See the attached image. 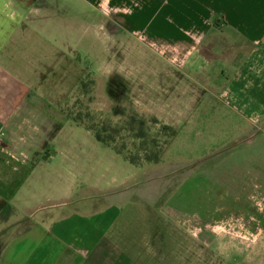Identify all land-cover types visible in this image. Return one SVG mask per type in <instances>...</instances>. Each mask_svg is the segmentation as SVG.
<instances>
[{
    "label": "crops",
    "instance_id": "0c3cea01",
    "mask_svg": "<svg viewBox=\"0 0 264 264\" xmlns=\"http://www.w3.org/2000/svg\"><path fill=\"white\" fill-rule=\"evenodd\" d=\"M87 9L106 39L95 59L106 103L110 94L183 129L222 102L258 131L211 168L243 165L234 179L244 190L233 195L252 193L257 180L263 192L264 0H0V264H203L205 238L188 223L202 228L204 211L177 208L176 220L171 205L141 199L149 161L98 141L114 151L111 169L92 163L84 142L60 139L59 117L76 120L47 85L57 71L86 77L60 31L69 35Z\"/></svg>",
    "mask_w": 264,
    "mask_h": 264
},
{
    "label": "rangeland",
    "instance_id": "374dc122",
    "mask_svg": "<svg viewBox=\"0 0 264 264\" xmlns=\"http://www.w3.org/2000/svg\"><path fill=\"white\" fill-rule=\"evenodd\" d=\"M89 13L79 16L76 11L74 28L69 35L60 31V41L80 52L76 63L84 60L91 69L86 66L87 75L80 83L72 75L64 79L62 72L58 75L57 71L54 84L47 85V92L61 98L62 107L67 105V112L72 111L78 120L75 123L72 115L59 117L60 139L84 142L92 163L100 158L111 169H119L118 162L111 165L114 151L98 143L94 131L86 128L91 127L142 166L147 159L152 160L141 180L140 198L157 206L171 205L176 220L181 219L177 208L194 213L198 206L200 212L204 211L202 228L188 223V234L193 231L205 238L203 264H264V189L261 193L257 180L252 193L233 195L234 188L244 190L245 181L234 179L244 171L243 165L227 162L211 168L237 143L247 141L258 130L238 120L222 102H213L209 114L194 117L183 129H167L159 121L143 119L133 112L129 101L121 100L117 105L110 94L106 103L103 94L107 85L100 83L95 60L101 55L105 38L95 31L99 13ZM89 29L92 31H84ZM110 31L115 29L110 27ZM39 37L47 45V37ZM201 171L205 172L202 177L197 175ZM139 203L143 204L140 199ZM2 246L0 239V252Z\"/></svg>",
    "mask_w": 264,
    "mask_h": 264
},
{
    "label": "trees",
    "instance_id": "16d2710c",
    "mask_svg": "<svg viewBox=\"0 0 264 264\" xmlns=\"http://www.w3.org/2000/svg\"><path fill=\"white\" fill-rule=\"evenodd\" d=\"M143 119H144V118H143ZM76 120H77V119H76ZM153 120H154L155 122H157L156 119H153ZM77 121H78V120H77ZM164 126H165V128H167V129H173V128L167 126V125H164ZM89 128H90L91 130L94 131L95 136H96V138H97L98 141H101V142H107V143H108V141H107L106 139H104V138L101 136L100 133H97V131L94 130L93 128H91V127H89ZM113 147H114V146H113ZM114 149H115L117 152H119V153H124L122 150H119V149L116 148V147H114ZM126 156H127V155H126ZM127 158H128L132 163H137V162H138V161H136L135 159H132V158H130V157H128V156H127ZM147 161L151 162L152 160L147 159ZM9 212H10V209L5 210V211L3 212L2 218H5V217L9 214Z\"/></svg>",
    "mask_w": 264,
    "mask_h": 264
},
{
    "label": "built area",
    "instance_id": "2783aa9c",
    "mask_svg": "<svg viewBox=\"0 0 264 264\" xmlns=\"http://www.w3.org/2000/svg\"><path fill=\"white\" fill-rule=\"evenodd\" d=\"M4 137V134L0 133V138H3Z\"/></svg>",
    "mask_w": 264,
    "mask_h": 264
}]
</instances>
